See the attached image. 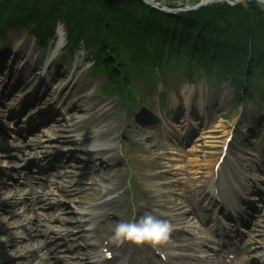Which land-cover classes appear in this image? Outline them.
<instances>
[{
  "label": "rangeland",
  "instance_id": "rangeland-1",
  "mask_svg": "<svg viewBox=\"0 0 264 264\" xmlns=\"http://www.w3.org/2000/svg\"><path fill=\"white\" fill-rule=\"evenodd\" d=\"M154 1L164 8L193 5L192 0ZM215 5H222L215 9H221L224 6L233 7L225 2H215L206 8ZM19 48V52L14 56ZM0 52V188L4 187L7 191H10L12 187L17 190L22 189L25 181L20 177V173L27 172L29 174L27 180L38 181L39 187L47 185L45 190H57L56 196L55 193L53 196H45L44 191H38L37 197L41 199V202L37 203L36 210L39 215L45 212L50 213L52 205L60 203L62 208L56 210L54 215H61L67 222L72 223L75 220L74 213L78 212L76 205L68 199H61L60 188H67L68 185L76 186L79 198L85 202V206L80 210L83 212L99 203L104 190L113 183L110 179L103 182L101 177L104 176V170L101 174V168L97 164L88 162V157L83 153H66L70 150L66 147L68 144H63L67 139L77 141V144L85 150L101 147L114 148L116 144H119L116 172L111 173V176L115 175V179L122 180V183L119 191L110 196L116 199V206H119L108 218L97 221L93 234L98 243L104 242V238L110 236L115 246L120 247V241L113 237L116 226L120 221L125 220L127 223H136L141 219V214H148L143 199L145 195H150L152 198L148 208L155 209L163 219L174 226L171 238L155 243L165 257L162 264H196L200 252H204L205 247L212 246L209 241L214 237L199 231L202 226L191 213L195 212L202 216L205 206L213 203V200L205 195L206 189L209 188L207 176L210 167L220 155L221 147L229 133H232V139L229 143L228 158L234 161V166L230 174L224 176V182H222L224 194L232 189L246 191L249 186H257L261 188L260 190H264V178L258 176L259 169L264 170V124L259 128L257 125L259 120L264 121V111L262 112L264 104L250 105L248 100L245 102V110L241 112V109H238L236 115L231 111L233 102L230 91L225 85L212 87L208 84L206 87L204 80H200L193 86H188L184 84L176 70L172 69L168 73V81L173 84L166 89L158 83L150 90L142 88V79H135L133 83L134 86L138 85L137 99L140 98L139 103L141 100L144 102L143 106L139 109L135 107L128 114L117 99H108L101 95L103 81L100 77L90 74L91 70H88V63L85 60L87 54H78L74 59L61 51L51 50L43 54L25 31L11 33L5 41H0ZM34 57L36 59L29 63L31 67H28V72L25 68L20 71L23 59L28 58V61H31ZM50 63L45 78L46 85L36 92L39 99L42 98L43 91L47 89L49 83L53 87H58L59 90L55 95L56 112L68 122L70 119L73 123L78 122V126H83L87 132L68 133L66 131L68 123L64 124V127L60 126L58 132H53V125L61 119L51 122L53 124L48 123L49 129L43 131L47 132L46 135L41 132L33 136L36 133L23 134L20 131L21 124L14 115L26 104L27 93L23 91L15 94L16 89L12 90V81L18 78L16 74H20L21 78L24 77L27 80V75L38 69L42 75L45 66ZM9 66H12V69L7 77ZM14 68L18 69V72H15ZM10 81L11 83L7 84ZM36 85L27 89L26 92L32 93ZM92 100L99 104L100 109L105 108V111L110 109L111 117L95 120L93 116L95 109L89 107ZM31 106L36 105L34 103ZM36 112L31 111L24 116L26 118L31 116L33 121H37ZM141 116L145 119L139 118ZM253 128L260 132L254 131ZM103 131L109 132L108 139L101 140L93 137L97 132ZM23 135L29 136L28 144L23 142L25 141L22 139ZM92 137L95 140L88 143L87 140ZM9 144L15 145L22 151L33 152L36 155L31 157V159L34 158L32 163L42 164L44 168L51 167L52 170L48 169L43 173L37 167L32 170L22 167L23 161L20 159L18 150L8 147ZM60 153L63 154L61 158L57 157ZM70 155L76 156L75 159L71 158V165L66 162ZM47 157L48 164L44 165L41 159ZM17 170L20 173L10 175L11 171ZM91 183L94 184L92 191L86 192L84 187H90ZM22 196L20 193L14 200L0 197V264H24V261L34 264L31 254L34 249L20 250L17 254L12 253L17 245L27 244L25 236L30 239L33 237L38 240L46 239L48 243H53L51 246L54 254L50 255L51 260H44L42 250V254H37L39 264H54L56 258L64 257L63 253L58 252L61 248L64 251L76 249L78 246L82 248L85 245L79 241L72 243L69 239H60V236H51L48 239L46 235L49 228L43 229L36 236L33 232H28L26 235L20 234L14 228L13 222L22 208L21 204L14 206V201ZM186 199L191 203L190 208L185 204ZM261 200L264 201V191ZM163 201L166 208L161 207ZM129 203H131V216L127 215ZM178 204L183 208L185 215H179L173 209V206L177 207ZM262 207L259 217L261 215L264 217V202ZM259 217L250 219L253 225L249 229L258 225ZM59 224L58 221L51 223L52 230H63L64 228H58ZM66 230L68 233L71 231L75 233V230L71 228ZM263 230L264 222L255 229L259 234ZM86 235L88 239L91 236L89 233ZM77 236L78 234L75 235L76 238ZM88 243L93 248L89 254H97L99 246L96 240L91 239ZM243 244L247 245L245 241ZM38 245L41 246V243ZM122 245L126 249L128 247L132 264H161L147 253L149 250L144 249L143 242L130 241V244L123 242ZM118 251L115 249V252L118 253ZM207 255L209 260L214 258L213 253L208 252Z\"/></svg>",
  "mask_w": 264,
  "mask_h": 264
},
{
  "label": "trees",
  "instance_id": "trees-1",
  "mask_svg": "<svg viewBox=\"0 0 264 264\" xmlns=\"http://www.w3.org/2000/svg\"><path fill=\"white\" fill-rule=\"evenodd\" d=\"M220 6L165 15L140 0H0V36L27 28L44 46L62 22L116 91L128 86L125 66L162 70L175 60L190 76L229 81L237 101L264 93L263 6Z\"/></svg>",
  "mask_w": 264,
  "mask_h": 264
},
{
  "label": "bare ground",
  "instance_id": "bare-ground-1",
  "mask_svg": "<svg viewBox=\"0 0 264 264\" xmlns=\"http://www.w3.org/2000/svg\"><path fill=\"white\" fill-rule=\"evenodd\" d=\"M256 1V0H255ZM11 73H9V71H7V74L6 76H9ZM62 76H60L61 78ZM44 80L45 78L43 77L42 79L40 78V75L38 73H31L29 76H28V79L25 80L24 77L20 78L17 80V82L14 84L13 88H17L19 87L18 91L20 92H23V91H26L27 89H30L33 85L37 84L36 85V89L35 91H37L39 88L43 87L44 85ZM56 81V79H55ZM11 82V81H10ZM9 84V83H8ZM79 93V92H77ZM43 105L44 106H51L53 107L55 105V98H54V91L52 89H46L44 91V94H43ZM89 107L92 108L94 111V114L93 116H95V120H103L104 118L106 119L107 117L110 118L111 116V112L110 110H106L105 111V108L103 109H100V106L99 104L96 103L95 100H92L91 103L89 104ZM49 117L50 118H54V117H60L59 115L57 114H53V113H50L49 114ZM63 120V119H62ZM61 125H56V127L54 128V132H58L59 130V127ZM76 131H80V130H83V127H77L75 128ZM71 131L69 130V133ZM103 137L101 138V140L103 139H108V134H103L102 135ZM66 144H69L70 146L72 147H75L74 145L77 144L76 141H71L70 143L67 142ZM108 153H110L108 150H98V151H95L94 154H92L95 159L100 163V165L102 166H105V172L107 174H109L111 171H112V166L113 164H115V162L117 161V159L115 158V155H108ZM105 155H107V157L105 158ZM70 158L72 159H75V156L74 155H70ZM25 159V158H24ZM109 165V166H108ZM114 179V177L112 178ZM121 185V182L120 181H116V182H113L112 185L110 186L109 189H106L105 192H104V195L105 196H109L111 194H113L115 191H117L119 189V186ZM92 188H93V185H91L90 187L88 186H85L84 187V190L86 192H90L92 191ZM60 191H62L61 193V196L60 197H66L68 200H70L72 203L78 205V207H82L83 203L80 202L81 199L79 198V192L76 188L75 185H70L69 187H67L66 189H60ZM35 194H37V188L34 187L33 185H31L28 189V195L29 196H34ZM25 195L24 194V198L25 199ZM9 194H5L3 197H8ZM13 196V195H12ZM11 199V198H9ZM26 202L24 201L21 206H23V211L22 213L16 218L15 222L17 223V231H21L20 234H27L28 232H33L35 235L39 232L40 230V227L41 226H49L50 223L53 221L55 222V219L53 218V215L51 214H48V215H44V216H40L39 213L36 212V210H34V208L28 206L25 204ZM62 208V206L57 203L55 205V210H60ZM116 208V202L115 200H108V201H103L100 203V205L96 206V211L95 212H102V214H104V216L112 213L113 210H115ZM176 210L178 211V209L176 208ZM53 214H56V211L53 212ZM59 219L58 217L56 218V220ZM74 228L75 229H83L84 228V225L81 223V222H78V223H74ZM260 241H262L259 237H255V238H252V242L254 244H257L259 243ZM264 241V240H263ZM38 241L36 240V238H31L28 242V245L31 247H34L36 250L35 252H38V249H39V246H38ZM112 245L110 243V247L111 248ZM46 243L45 242H42V248H40L41 250H44V257H47L48 258V255H47V252L48 253H51V250L50 249H47L46 251ZM28 247H21L19 245H17L13 250H12V253L14 254H17L20 250H27ZM62 253H65L64 251L61 250ZM72 250H70L68 252V254H71ZM65 259L63 260H60V261H56V264H72L70 261H72V258H74V260L76 261L75 264H87L86 263V259L87 258H84L83 257V254L79 251H74V254H73V257H64ZM32 259H33V262L34 264H39L37 262V259L38 257H36L33 253H32ZM14 261V259H12ZM24 264H31V263H28V262H25ZM211 264H216V263H211Z\"/></svg>",
  "mask_w": 264,
  "mask_h": 264
},
{
  "label": "clouds",
  "instance_id": "clouds-1",
  "mask_svg": "<svg viewBox=\"0 0 264 264\" xmlns=\"http://www.w3.org/2000/svg\"><path fill=\"white\" fill-rule=\"evenodd\" d=\"M259 6H264V0H257ZM171 225L151 214L145 215L136 223H120L115 228L114 239L130 240L135 243H160L168 238Z\"/></svg>",
  "mask_w": 264,
  "mask_h": 264
},
{
  "label": "water",
  "instance_id": "water-1",
  "mask_svg": "<svg viewBox=\"0 0 264 264\" xmlns=\"http://www.w3.org/2000/svg\"><path fill=\"white\" fill-rule=\"evenodd\" d=\"M143 1L146 2L147 4L151 5L152 7L157 8V5H155V4L153 5V3L151 4L150 2H147L146 0H143ZM239 1H241V0H239ZM211 2H213V0H205V1H202L199 4H197L196 6L189 8V9L190 10H196V9L201 8V7H204L206 4H209ZM160 10H162V9H160ZM162 11H164V10H162Z\"/></svg>",
  "mask_w": 264,
  "mask_h": 264
}]
</instances>
